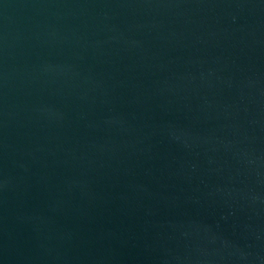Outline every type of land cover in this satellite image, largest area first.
I'll return each instance as SVG.
<instances>
[{
  "label": "water",
  "instance_id": "obj_1",
  "mask_svg": "<svg viewBox=\"0 0 264 264\" xmlns=\"http://www.w3.org/2000/svg\"><path fill=\"white\" fill-rule=\"evenodd\" d=\"M0 264H264V0H0Z\"/></svg>",
  "mask_w": 264,
  "mask_h": 264
}]
</instances>
